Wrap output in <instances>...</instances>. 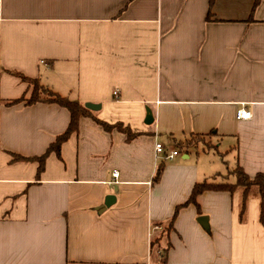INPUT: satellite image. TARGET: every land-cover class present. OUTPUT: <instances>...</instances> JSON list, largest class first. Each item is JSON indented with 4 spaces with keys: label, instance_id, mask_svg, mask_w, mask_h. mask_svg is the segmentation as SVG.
<instances>
[{
    "label": "crops",
    "instance_id": "obj_1",
    "mask_svg": "<svg viewBox=\"0 0 264 264\" xmlns=\"http://www.w3.org/2000/svg\"><path fill=\"white\" fill-rule=\"evenodd\" d=\"M255 2L215 0L208 20L209 0H0V264H264L256 190L243 219L239 189L181 206L197 182L237 165L264 173V0ZM12 71L100 104L93 116L140 134L82 116L38 173L37 160L14 156L42 155L70 112L10 103L33 90ZM241 107L252 117L239 118ZM157 143L179 153L166 159ZM201 144L225 148L227 172L201 164Z\"/></svg>",
    "mask_w": 264,
    "mask_h": 264
},
{
    "label": "trees",
    "instance_id": "obj_2",
    "mask_svg": "<svg viewBox=\"0 0 264 264\" xmlns=\"http://www.w3.org/2000/svg\"><path fill=\"white\" fill-rule=\"evenodd\" d=\"M215 0H209L210 2V11L208 14V20L211 19V7ZM259 0H256L255 6L258 4ZM12 74L20 77L22 80L29 82L33 85L32 94L29 98L21 97L19 99L12 100L10 103H17L20 101H25L27 104H33L39 101H46V102H54L57 103L65 108H67L70 112V122L65 130L64 133L60 134L56 140L49 145L47 150L40 156L37 157H24L15 155V160H37L39 162L38 173H41L44 169L45 159L51 153L55 152L56 154L60 155L61 145L68 140L71 134L78 131L80 118L82 116H93L92 110L87 108L83 103L78 100L71 99L69 97L60 95L59 93L55 92L51 88L43 85L40 83L38 79L30 78L25 76L24 74L16 71H12ZM94 120L101 125L106 131H111L113 129H118L119 131L125 133L127 135V139H132L138 136L140 133L132 131L129 126L124 125L122 122L116 123H108L97 117L93 116ZM211 134H200V133H192L186 139L179 140V144L181 147L189 148L191 146H197L200 141H204L206 136ZM164 166L160 165L157 169L156 175L154 177V182L158 181L162 175ZM233 176L234 181H230L229 177ZM225 178V179H224ZM220 180H212V181H201L197 182L191 192L189 199L183 203L181 206L188 204V203H197V197L199 194L206 190H227L230 192H234L235 190H240L242 193L241 196V206H240V217L241 219L244 218L246 210H247V203L248 199L252 195V191L256 190L260 199V210H259V218L261 222H264V173L258 172L254 176L249 175L240 165H237L230 169L225 177ZM179 206L176 209V212L173 218L170 221V226L173 225L174 218L181 207ZM161 235L155 237L151 242V248L153 251L154 247H157L160 250V240ZM162 248V247H161ZM169 246L165 247V249H161L162 253L168 251ZM165 261V258H162Z\"/></svg>",
    "mask_w": 264,
    "mask_h": 264
},
{
    "label": "rangeland",
    "instance_id": "obj_3",
    "mask_svg": "<svg viewBox=\"0 0 264 264\" xmlns=\"http://www.w3.org/2000/svg\"><path fill=\"white\" fill-rule=\"evenodd\" d=\"M204 147L205 145L201 144L200 147L197 149L201 152V155H202L201 164L204 167H206L208 170H212V172H214L215 170H221V172H227V168L222 159L223 154H225V148H219V151H218L215 147H210L206 151H202ZM205 159H208V160L204 161Z\"/></svg>",
    "mask_w": 264,
    "mask_h": 264
},
{
    "label": "built area",
    "instance_id": "obj_4",
    "mask_svg": "<svg viewBox=\"0 0 264 264\" xmlns=\"http://www.w3.org/2000/svg\"><path fill=\"white\" fill-rule=\"evenodd\" d=\"M237 115L241 119H249V118L252 117L251 111H249L245 107H241L238 110ZM156 151H157L158 154H162L166 159H171V158H173L175 155H177L179 153L177 150H173L171 152H167L165 146L162 143H157L156 144ZM113 176L115 178H117L119 176V171L115 170L113 172Z\"/></svg>",
    "mask_w": 264,
    "mask_h": 264
},
{
    "label": "water",
    "instance_id": "obj_5",
    "mask_svg": "<svg viewBox=\"0 0 264 264\" xmlns=\"http://www.w3.org/2000/svg\"><path fill=\"white\" fill-rule=\"evenodd\" d=\"M87 108H89V109H91V110H99L100 109V107H101V105L100 104H97V103H92V102H86L85 104H84ZM147 120H146V122L147 123H151L152 122V115L150 114V113H148V115H147ZM114 199H115V196L114 195H108L107 197H106V199H105V206H110L111 204H112V201H114ZM206 219V217H202L201 218V220H205Z\"/></svg>",
    "mask_w": 264,
    "mask_h": 264
}]
</instances>
